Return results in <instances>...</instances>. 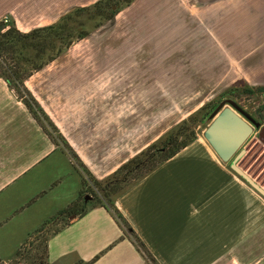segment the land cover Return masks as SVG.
Masks as SVG:
<instances>
[{
  "label": "rangeland",
  "instance_id": "374dc122",
  "mask_svg": "<svg viewBox=\"0 0 264 264\" xmlns=\"http://www.w3.org/2000/svg\"><path fill=\"white\" fill-rule=\"evenodd\" d=\"M97 1L16 0L18 5L9 7L0 21L27 33ZM256 5L237 0H132L101 24L97 16L79 12L74 25L82 24L86 34H74L72 43L27 77L24 87L50 113L69 147L83 154H133L191 116L198 122L195 132L206 141L209 116L226 99L262 124L261 94L237 100L224 95L233 84L247 83L241 78V57L261 42L252 38L254 28L264 34V23L253 22L259 16L264 20V8ZM20 48L19 66L28 71L35 50ZM16 62L8 59L5 65L15 67ZM1 65L0 73L7 76ZM56 135V143L66 149ZM242 148L238 165L264 188V143L256 131ZM103 196L100 191L95 200L105 201ZM57 224L35 232L12 259L0 264H44L42 242Z\"/></svg>",
  "mask_w": 264,
  "mask_h": 264
},
{
  "label": "crops",
  "instance_id": "0c3cea01",
  "mask_svg": "<svg viewBox=\"0 0 264 264\" xmlns=\"http://www.w3.org/2000/svg\"><path fill=\"white\" fill-rule=\"evenodd\" d=\"M237 1L264 8V0ZM17 5L0 0V19ZM254 29L252 38L261 42L241 57V78L264 87V34ZM11 91L0 78V261L12 259L42 225L57 222L46 264H153L111 208L82 200V173L71 155ZM144 147L117 156L74 151L103 180ZM76 202L75 212H66ZM114 205L156 264H264V195L198 135L116 195Z\"/></svg>",
  "mask_w": 264,
  "mask_h": 264
},
{
  "label": "trees",
  "instance_id": "16d2710c",
  "mask_svg": "<svg viewBox=\"0 0 264 264\" xmlns=\"http://www.w3.org/2000/svg\"><path fill=\"white\" fill-rule=\"evenodd\" d=\"M131 1L132 0H100L94 3L92 6L78 7L74 13H68L67 15L60 17L55 23L42 27H36L27 33L19 31L14 25L12 27L9 26L8 29L2 31L3 26H6L7 24L3 21H0V64H2L1 68H4L5 71L8 72L7 76H4L2 73H0V78L3 77L8 83V86L13 90L15 89L17 92V97L22 100L31 115L42 125L44 130L55 143L56 140L54 133H58V136H56L61 138L63 141L64 139L61 137L58 129L52 123L48 115L44 112L38 101L24 87V81L32 73L40 70L44 65L57 58L63 52V50L72 43L74 34H78L80 36L86 34L84 29L81 28L82 24L78 26L74 25L77 23V19H75V15L77 13L87 11L89 14H91V16H97L100 19L101 24L106 20H111L120 10L121 6L128 5ZM113 6H116V8H113ZM26 41H28L27 44H25ZM20 46L22 48L26 46L31 47L33 51L35 50L32 60V68L28 71L22 70V68L19 66V64H21L20 61H22V59L19 58V54L21 53ZM8 59L14 60L15 62L17 61V66H6L5 62ZM19 88L22 92H20ZM23 92L28 93V97L22 95ZM257 94H261L264 97V87L251 86L248 83H244L241 86L233 84L224 92L225 96L233 97L236 100L242 96L249 98ZM203 108L204 107H201V109ZM45 121L52 130L47 125L42 123ZM189 122H192L191 125L193 127L191 129L187 125ZM197 123L198 122H196V120L193 121L192 116L183 120L175 130L149 144L146 148L120 165L111 175L103 180H98L92 176L86 166L80 161L74 151L64 141V145L66 146V149H68L74 164L78 167V169H80L82 173V200L85 202L87 201V198L90 197L91 201L94 203L111 208L115 212L116 216L124 224L126 229L130 232V234H132L134 241L153 264L156 263L152 255L145 248L144 244L137 237V235L134 234V231L130 229L129 225L126 223V221H124L116 209L114 205V197L157 168L164 161L174 156L189 143L194 141V139L197 137V132H195ZM208 123L210 122H207V124ZM229 169L233 171L230 167ZM233 173L235 172L233 171ZM237 176L241 178L246 184H248L242 177L239 175ZM86 183L89 184V190H86ZM100 191L103 192V199L105 201L102 199L100 201L95 200L97 198V193ZM76 205L77 202L70 206L66 212H75L74 207ZM84 211L85 206L81 212L83 213ZM45 227L46 226L42 225V227H40V229H38L36 232L44 230L43 228ZM57 230L58 229L56 228L49 232L42 242L45 259L44 264H46L47 238L54 234ZM19 250L17 252H19Z\"/></svg>",
  "mask_w": 264,
  "mask_h": 264
},
{
  "label": "water",
  "instance_id": "95a60500",
  "mask_svg": "<svg viewBox=\"0 0 264 264\" xmlns=\"http://www.w3.org/2000/svg\"><path fill=\"white\" fill-rule=\"evenodd\" d=\"M209 119L210 123L203 131L206 141L222 161L228 162L237 175L264 195V188L238 165V159L245 152L242 145L254 131L257 133V139L263 141L264 124L231 99L221 101L211 112Z\"/></svg>",
  "mask_w": 264,
  "mask_h": 264
},
{
  "label": "flooded vegetation",
  "instance_id": "af4514ba",
  "mask_svg": "<svg viewBox=\"0 0 264 264\" xmlns=\"http://www.w3.org/2000/svg\"><path fill=\"white\" fill-rule=\"evenodd\" d=\"M4 28H5V25L3 26L2 31H4ZM7 29H8V28H7ZM5 30H6V29H5ZM262 124H264V123H262ZM261 142L264 143V138H263V141H261Z\"/></svg>",
  "mask_w": 264,
  "mask_h": 264
},
{
  "label": "built area",
  "instance_id": "2783aa9c",
  "mask_svg": "<svg viewBox=\"0 0 264 264\" xmlns=\"http://www.w3.org/2000/svg\"><path fill=\"white\" fill-rule=\"evenodd\" d=\"M4 22H6V20H5ZM8 27H9V26L6 25L5 28H4V30L7 29Z\"/></svg>",
  "mask_w": 264,
  "mask_h": 264
}]
</instances>
